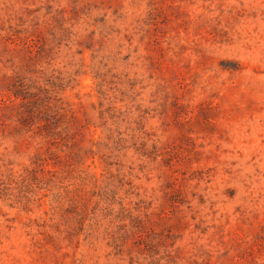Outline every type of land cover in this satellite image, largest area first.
I'll return each mask as SVG.
<instances>
[{
    "label": "rangeland",
    "instance_id": "obj_1",
    "mask_svg": "<svg viewBox=\"0 0 264 264\" xmlns=\"http://www.w3.org/2000/svg\"><path fill=\"white\" fill-rule=\"evenodd\" d=\"M0 264H264V0H0Z\"/></svg>",
    "mask_w": 264,
    "mask_h": 264
}]
</instances>
